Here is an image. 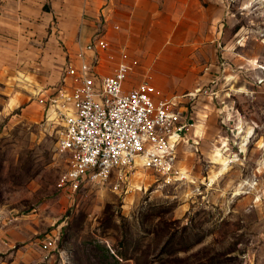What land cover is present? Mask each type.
I'll return each mask as SVG.
<instances>
[{
	"label": "rangeland",
	"instance_id": "rangeland-1",
	"mask_svg": "<svg viewBox=\"0 0 264 264\" xmlns=\"http://www.w3.org/2000/svg\"><path fill=\"white\" fill-rule=\"evenodd\" d=\"M115 1L97 70L127 63V89L148 82L192 119L178 149L190 180L138 166L124 191L114 173L59 188L57 119L0 69V264H264V0H142L136 21Z\"/></svg>",
	"mask_w": 264,
	"mask_h": 264
},
{
	"label": "built area",
	"instance_id": "built-area-1",
	"mask_svg": "<svg viewBox=\"0 0 264 264\" xmlns=\"http://www.w3.org/2000/svg\"><path fill=\"white\" fill-rule=\"evenodd\" d=\"M107 45L97 30L78 52L79 65H67V85L41 94L47 122H57V148L70 155L57 186L77 191L85 182L104 183L114 173L124 191L138 166L159 175L163 185L188 182L178 149L195 123L171 99H157L148 82L126 88L129 65L111 74L98 72L97 50ZM126 191V190H125Z\"/></svg>",
	"mask_w": 264,
	"mask_h": 264
},
{
	"label": "crops",
	"instance_id": "crops-1",
	"mask_svg": "<svg viewBox=\"0 0 264 264\" xmlns=\"http://www.w3.org/2000/svg\"><path fill=\"white\" fill-rule=\"evenodd\" d=\"M107 1L0 0V69L26 90L47 94L60 84L67 65H79L78 52L97 31ZM142 4L128 0L131 20L142 15Z\"/></svg>",
	"mask_w": 264,
	"mask_h": 264
},
{
	"label": "bare ground",
	"instance_id": "bare-ground-1",
	"mask_svg": "<svg viewBox=\"0 0 264 264\" xmlns=\"http://www.w3.org/2000/svg\"><path fill=\"white\" fill-rule=\"evenodd\" d=\"M217 156H219V158H222L223 157V154L221 152H218L217 153Z\"/></svg>",
	"mask_w": 264,
	"mask_h": 264
}]
</instances>
